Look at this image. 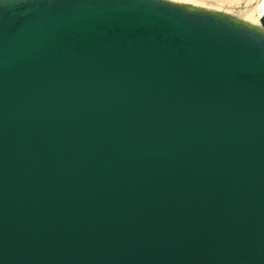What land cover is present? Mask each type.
Listing matches in <instances>:
<instances>
[{"label":"water","instance_id":"1","mask_svg":"<svg viewBox=\"0 0 264 264\" xmlns=\"http://www.w3.org/2000/svg\"><path fill=\"white\" fill-rule=\"evenodd\" d=\"M0 264H264V34L0 0Z\"/></svg>","mask_w":264,"mask_h":264},{"label":"rangeland","instance_id":"2","mask_svg":"<svg viewBox=\"0 0 264 264\" xmlns=\"http://www.w3.org/2000/svg\"><path fill=\"white\" fill-rule=\"evenodd\" d=\"M174 3L193 12H205L229 19L247 28L264 34L263 25L258 20L264 9V0H175Z\"/></svg>","mask_w":264,"mask_h":264},{"label":"bare ground","instance_id":"3","mask_svg":"<svg viewBox=\"0 0 264 264\" xmlns=\"http://www.w3.org/2000/svg\"><path fill=\"white\" fill-rule=\"evenodd\" d=\"M170 1H175V0H170ZM177 1V0H176ZM264 17V9H263V11H261L260 13H259V16H258V20H254V22H256L257 24H259V25H263L262 24V18ZM264 27V26H263Z\"/></svg>","mask_w":264,"mask_h":264}]
</instances>
